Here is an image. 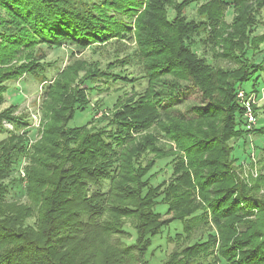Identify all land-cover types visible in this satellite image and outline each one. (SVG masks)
<instances>
[{
  "label": "trees",
  "instance_id": "obj_1",
  "mask_svg": "<svg viewBox=\"0 0 264 264\" xmlns=\"http://www.w3.org/2000/svg\"><path fill=\"white\" fill-rule=\"evenodd\" d=\"M177 1L0 0V264H150L172 227L177 248L153 264H264V174L246 185L232 155L264 133L246 129L237 98L264 84V57L250 59L264 44V0H204L192 19L193 0ZM109 45L133 48L76 60ZM63 48L75 60L58 70L48 53ZM25 77L41 88L38 130L2 108ZM119 85L131 92L111 110L90 102ZM188 88L202 99L192 118L171 109ZM86 110L89 122L70 128Z\"/></svg>",
  "mask_w": 264,
  "mask_h": 264
},
{
  "label": "rangeland",
  "instance_id": "obj_2",
  "mask_svg": "<svg viewBox=\"0 0 264 264\" xmlns=\"http://www.w3.org/2000/svg\"><path fill=\"white\" fill-rule=\"evenodd\" d=\"M203 1L204 0H193L191 6L184 11L187 19L195 18L196 9L198 5L203 3ZM177 2H180V0H178ZM231 19L232 10L229 9L225 14V21L230 22ZM260 19L262 21V26L257 29V34L255 35L264 34V12L262 13V17H260ZM115 48L120 50L119 54L121 58L123 56L122 54L130 52V49L132 50L133 46L127 45V47H120L109 45L106 47H99V49H96L95 51H92V49H90L77 54L76 60L86 62H105L108 58L111 57V54L115 52ZM127 48H129V50ZM260 49L261 51L259 53L253 55L250 58L256 63L260 62V60L264 57V44L260 46ZM193 50L198 56H201L202 52L204 51L199 45L196 46ZM208 51L209 53L211 52L210 50ZM47 60L50 62L55 61V69L60 70L68 64H71L75 60V57L74 60L70 61L69 50L63 48L61 50L49 52ZM215 63L228 68L235 67L232 62L229 63L227 61H216ZM128 69L130 73L138 74L140 72V68L138 66L130 67ZM259 82H262V80L259 79ZM259 82L256 87V94H258V98H260L262 92H264V84H259ZM253 84V80L247 82L243 85L242 90L245 93L251 92L253 90ZM119 87H121V91H115L114 89L104 91V88H102L103 91H101L100 93H94L92 97H90V102L93 104L95 101L102 100L105 105L103 109L105 111L111 110L118 98L122 97L124 93L131 92V86H125L124 89H122L123 85H119ZM144 87L145 85L144 83H142L140 86H137L136 84L134 88L140 90ZM184 90L185 89L179 91L178 95L180 101L177 102L176 100L173 104L171 103V109L174 112L173 114H182L186 118H192L194 117L191 112L192 107L200 105L202 103V99L200 93H198L195 89L188 88L186 89L187 91ZM40 94L41 88L38 86L36 80H34L32 77H25L23 78V81L19 82L18 84L14 82L9 84L8 90L5 94V103L2 108L9 107L10 105H16L19 107L16 114L21 113L23 116H30L32 113H36L40 109ZM164 106H169V104L165 103ZM253 109H255L254 114L256 116V122L254 125H251L246 129L260 130L264 128V99L257 102L253 106ZM91 115L92 114L88 110L84 112H77L73 119L69 121L68 126L70 128L83 126L87 122H89V120L91 119ZM4 138L5 134H0V141H2ZM233 145L234 150L232 155L236 159L235 170L238 172L240 178L245 180L246 185L250 186L252 184L251 179H257V177H259L261 174H264V171L261 170V160L264 161V152L262 151L264 148V133L262 135H258L253 132L248 133L244 138L237 140ZM250 154L251 159L249 157ZM240 164H242V167L239 166ZM158 169L155 171H158ZM168 176V174H165L164 178L167 179ZM159 180H162V178H159ZM260 194L263 195L264 191H261ZM172 230L169 231L171 236L173 235ZM179 231L180 229H178L177 232ZM169 233L164 231L162 238L156 239L154 241L153 254L147 255V259L149 260L150 264L160 263L166 260L169 255H171V253L177 248V242L175 240H166V237L169 236ZM131 240L126 241V239H124L125 242H131Z\"/></svg>",
  "mask_w": 264,
  "mask_h": 264
},
{
  "label": "built area",
  "instance_id": "obj_3",
  "mask_svg": "<svg viewBox=\"0 0 264 264\" xmlns=\"http://www.w3.org/2000/svg\"><path fill=\"white\" fill-rule=\"evenodd\" d=\"M237 98L239 100V103L241 104V106L243 107V115H244V119L246 120L247 123V127H250L251 125H254L256 122V116L254 114V110H253V106L261 101L262 99H264V92H262L260 98H257V95L255 94H251L249 96H245V92L243 91H239ZM30 120H31V127L34 128L35 130H38L40 128V115L38 112L36 113H32L29 116ZM3 126L5 129H7L8 131H13V128L11 125L7 124V123H3ZM37 136V135H36ZM33 143V141H30V144ZM24 166V163H23ZM20 174L21 176L23 175V168H21L20 170Z\"/></svg>",
  "mask_w": 264,
  "mask_h": 264
}]
</instances>
